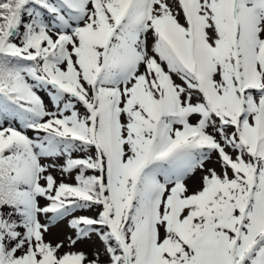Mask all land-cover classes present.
<instances>
[{
	"label": "snow or ice",
	"instance_id": "1",
	"mask_svg": "<svg viewBox=\"0 0 264 264\" xmlns=\"http://www.w3.org/2000/svg\"><path fill=\"white\" fill-rule=\"evenodd\" d=\"M0 264H264V0H0Z\"/></svg>",
	"mask_w": 264,
	"mask_h": 264
}]
</instances>
